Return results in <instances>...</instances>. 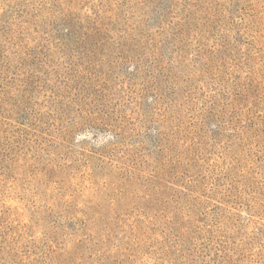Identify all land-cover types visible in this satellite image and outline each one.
Masks as SVG:
<instances>
[{
	"label": "rangeland",
	"instance_id": "374dc122",
	"mask_svg": "<svg viewBox=\"0 0 264 264\" xmlns=\"http://www.w3.org/2000/svg\"><path fill=\"white\" fill-rule=\"evenodd\" d=\"M189 1L172 0L179 15ZM211 4L215 39L252 60L244 77L252 72L260 85L240 124L253 110L255 126L235 144L243 130L235 119L203 124L205 102L222 91L216 79L187 84L194 92L180 118L144 92L132 65L110 69L101 120L72 102L54 105L49 88L69 73L64 21L121 20L124 0H0V264H215L224 247L237 264L264 263V218L248 210L264 173V134L254 132L264 124V0ZM141 44L146 69L147 36ZM180 50L189 61L192 52ZM216 75L229 90L236 83L233 64ZM234 184L244 207L225 193ZM176 216L180 233L170 230Z\"/></svg>",
	"mask_w": 264,
	"mask_h": 264
},
{
	"label": "trees",
	"instance_id": "16d2710c",
	"mask_svg": "<svg viewBox=\"0 0 264 264\" xmlns=\"http://www.w3.org/2000/svg\"><path fill=\"white\" fill-rule=\"evenodd\" d=\"M211 1L190 0L186 2L184 10L179 15L172 0H124V5L130 12L118 21L111 19L107 22L102 16L86 19L85 23L63 19L65 21L62 25L64 28L62 54L69 61V66L64 72L69 73L64 78H61L62 74L57 76L60 87H47L52 93L54 105L64 110L65 106L72 102L82 109L95 111L94 116H99L97 120H101L100 116L104 118L103 112L112 96L113 89L108 80L110 69L112 71L114 67V71H118V67L132 65L135 67V77L139 75L145 77L144 92L152 95L155 104L163 102L166 105L164 111L170 114L175 112L178 118L183 116L178 112L188 104L186 100L192 95L190 92H194L192 89L188 90L187 84L203 78L216 79L223 92L220 91L205 102V109L202 112L203 124L214 122L216 126L224 127L231 123V119H235L242 127L240 124L244 123L242 119L245 117L242 111L253 109L255 103L259 104L260 85L252 72L244 77L246 73L244 69H247L246 66L252 60L247 61L245 59L247 55L242 50L233 55V49H230L228 43L223 40L217 42L215 39L217 28L221 25L218 24L217 13L213 12L215 8L209 9ZM144 36H147L151 52L146 69L140 53L143 47L141 38ZM211 40L213 44L217 42L213 47L209 46ZM69 44H72V48ZM180 46H186V50L188 48L192 52L189 61L185 59L186 56L183 57L184 53ZM174 62H178L186 75L193 76L191 81L182 80L180 76L174 74L176 70ZM232 64L237 76L236 83L229 90V87L222 86L226 84L224 80L216 78V71L225 70L226 66ZM251 113L242 132L234 137V144L240 139L248 140L249 129L255 126L247 125L251 121ZM254 132L262 137L263 120ZM154 142L156 146L163 148L164 135L158 133ZM169 147L168 150L174 154L175 146ZM262 154L259 162L261 161L264 171V149ZM183 174L181 175L187 177V174ZM259 180L256 193L249 197L251 204L248 210L255 216L264 218V173L263 178ZM236 186L237 184L231 185L225 193L231 197L229 199L233 204L239 203L244 207L241 202L242 192ZM193 188L188 187V191H192ZM173 219L175 221L171 224L170 230L180 233L185 223L177 216ZM235 252L237 251L233 250L228 253L227 247H224L215 264H237L239 259H235L237 256H234Z\"/></svg>",
	"mask_w": 264,
	"mask_h": 264
}]
</instances>
